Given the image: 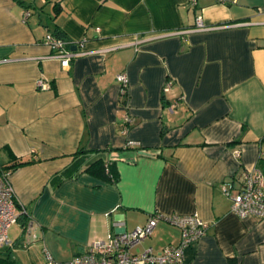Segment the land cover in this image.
<instances>
[{
    "label": "crops",
    "instance_id": "obj_1",
    "mask_svg": "<svg viewBox=\"0 0 264 264\" xmlns=\"http://www.w3.org/2000/svg\"><path fill=\"white\" fill-rule=\"evenodd\" d=\"M47 32L86 52L61 66ZM17 159L0 261H67L115 220L196 213L180 264H264V217L230 211L240 172H264V0H0V169ZM98 159L114 179L85 170ZM179 239L161 219L132 251Z\"/></svg>",
    "mask_w": 264,
    "mask_h": 264
},
{
    "label": "built area",
    "instance_id": "obj_2",
    "mask_svg": "<svg viewBox=\"0 0 264 264\" xmlns=\"http://www.w3.org/2000/svg\"><path fill=\"white\" fill-rule=\"evenodd\" d=\"M27 14L25 12V15ZM195 28H206L200 16L196 18ZM43 40L52 50L51 56L59 60L63 67L69 66L73 58L86 52L84 39L69 42L47 32ZM116 79L120 85L121 95L125 96L128 84L126 74L119 73L116 75ZM36 84L40 89L50 86L41 78L37 80ZM170 88L171 82L167 81L163 86V92H169ZM123 119L122 131L126 132L132 118L129 114H125ZM231 188H233L232 182L225 181L221 184V189L225 194H229ZM13 194L7 173L0 169V245L8 242V228L19 219ZM230 211L239 217H264V172L260 168L253 167L240 172L235 193L231 196ZM161 219H166L179 227L180 239L178 243L168 244L159 251H154L151 246H148L139 252H133L132 248L149 237ZM112 225L114 231L108 232L104 237L91 240L87 243L86 249L67 261H56L47 254V264H180L183 260L184 249L203 236L208 227V223L196 213L166 216L153 213L144 224L135 226L131 230L122 228V220H115ZM31 228L32 223L30 222L27 229Z\"/></svg>",
    "mask_w": 264,
    "mask_h": 264
},
{
    "label": "trees",
    "instance_id": "obj_3",
    "mask_svg": "<svg viewBox=\"0 0 264 264\" xmlns=\"http://www.w3.org/2000/svg\"><path fill=\"white\" fill-rule=\"evenodd\" d=\"M27 162L28 161H24L22 159H17L11 165L5 166V168H1V171L7 173L8 170L14 169L17 166L25 164ZM85 170L95 173V174L102 173L106 175L107 177L114 179V175L112 173V169L110 167L109 161L104 162L102 159H98L96 161L89 163L85 167ZM98 170H100V172ZM0 264H14V262L10 259H3L0 261Z\"/></svg>",
    "mask_w": 264,
    "mask_h": 264
},
{
    "label": "water",
    "instance_id": "obj_4",
    "mask_svg": "<svg viewBox=\"0 0 264 264\" xmlns=\"http://www.w3.org/2000/svg\"><path fill=\"white\" fill-rule=\"evenodd\" d=\"M72 48H75L74 46H72ZM20 220H23V217L20 218Z\"/></svg>",
    "mask_w": 264,
    "mask_h": 264
}]
</instances>
